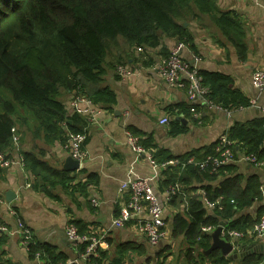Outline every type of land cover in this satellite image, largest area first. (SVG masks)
<instances>
[{
    "label": "trees",
    "instance_id": "16d2710c",
    "mask_svg": "<svg viewBox=\"0 0 264 264\" xmlns=\"http://www.w3.org/2000/svg\"><path fill=\"white\" fill-rule=\"evenodd\" d=\"M200 14L209 15L244 52L246 33L239 16L235 11L220 9L215 0H0V91L5 88L13 97V101L6 99L0 92V105L5 109L0 111V150L13 145V127L19 133L20 120L14 118L17 103L32 111L36 120L33 133L48 144L58 142L64 146L70 133H86L84 117L69 112L60 98L62 91L85 95L93 103L111 108L117 101L116 92L102 82L112 44L122 37L128 45L143 49L142 59L146 57V48L157 47L164 36L177 38L196 49L189 23H185ZM200 73L208 87L207 96L214 104L227 110L252 104L248 96L233 86L230 75L203 69ZM192 107V104H184L181 109L193 116ZM186 130V125L173 122L171 134ZM133 134L137 136L136 131ZM224 134L234 141L232 148L237 160L253 154L257 161L263 162L261 167L264 168V116L247 122L237 121ZM139 142L146 149L153 144L149 138H141ZM217 143L218 140L180 155L164 149L152 151L155 161L164 164L163 189L176 183L181 185L169 199L175 206L184 204V210L172 216L171 235L185 239V264H261L264 253L253 252L237 259L224 255L219 248L207 253L212 244V230L220 221L226 222L225 231L243 232L238 238L240 243L255 238L254 226L264 218L259 173L245 177L240 172H230L235 167L233 163L221 165L216 171L212 170L211 163L205 168L200 166L209 155L217 154ZM21 151L25 168L40 179L46 189L60 186L73 194L87 195V185L98 182L97 173H89L85 181L76 180L75 175L43 158L42 149ZM190 158L194 160L189 161ZM199 189L205 194L198 192ZM206 198L214 203L212 208ZM254 205L257 208L253 212L250 209ZM119 213L120 208L116 216ZM71 221L81 232L88 230L82 220ZM206 226L212 229L204 231ZM226 236L228 240L230 237ZM87 244L88 241L79 244V252H84ZM28 250L32 258L40 252L49 264L67 261V255L55 245L37 241L34 236ZM129 251L146 253L147 249L145 244L122 243L111 255L110 250L99 247L98 255L87 261L127 264ZM2 254L0 252V264H11ZM166 257L167 254L163 256Z\"/></svg>",
    "mask_w": 264,
    "mask_h": 264
},
{
    "label": "crops",
    "instance_id": "0c3cea01",
    "mask_svg": "<svg viewBox=\"0 0 264 264\" xmlns=\"http://www.w3.org/2000/svg\"><path fill=\"white\" fill-rule=\"evenodd\" d=\"M215 2L220 9L235 11L239 16L245 28L244 40L247 48L241 52L238 45L222 32L209 15L200 14L185 23L187 25L189 23V31L194 36L196 49H191L187 44L182 54L191 61L193 54L201 55L200 70L230 75L233 86L248 96L252 104L232 110L218 105L206 107L198 98L190 100L185 88L166 82L159 74L158 64L167 58L173 46L180 42L177 38L164 36L160 45L146 48V57L143 56L142 59L141 47L130 46L124 38L119 37L107 54L106 75L102 82L103 85L107 84L115 90L117 101L111 108L96 104L102 111L95 119H91L88 114H81L86 121V156L79 161L80 165L76 170L69 171L64 168L65 160L71 154L62 144L58 142L48 144L40 135L36 136L33 133L36 121L33 113L29 117H22L18 124L21 150L38 152L42 149L43 158L53 166L75 175L76 180L85 181L89 173H97L98 182L87 185V195L73 194L60 186L55 189L48 186L46 189L41 185L40 179L19 164L2 168L0 223L15 229L17 217L21 216L37 241L55 245L58 251L67 255V260L78 258L80 264H92L78 255L65 233L66 225L72 219H80L88 225V230L99 234L102 230L108 231L103 248L110 250L111 255L114 254L116 246L122 243L145 244L146 253L129 251L127 264H171L174 255L176 258L172 264H177L179 256L181 258L180 253L184 255L187 245L184 237L171 235V222L173 214L184 210V204L175 206L169 203L166 189H163L164 166H154L146 154L137 156L128 144V132L136 131L139 139L149 138L153 143L149 149L147 148L150 152L164 149L173 155H180L212 144L237 121L247 122L264 116L262 109L264 90L261 91L252 84L253 71L264 68V0L258 2L215 0ZM120 61L126 62L122 65H127L132 71L131 74L127 76L117 74L115 66ZM71 96L72 93L63 90L60 98L67 104L69 112L74 114L69 106ZM184 104L194 106L193 116H188L181 109ZM164 116L169 117V122L161 123ZM24 118L27 120H23ZM173 122L186 125L187 130L176 135L171 134ZM230 163L235 166L230 172H240L245 177L259 173L264 195L263 167L244 159ZM227 173L230 174L229 171ZM136 176H152L153 188L165 205L164 216L169 234L161 238L157 244H151L138 230L137 220L121 227L112 224L125 200L123 196L127 197V192L121 195L119 186L129 177ZM7 190L15 193L12 201L6 198ZM200 190L202 189L198 191ZM93 200H97L99 205H93ZM256 208L257 205H254L250 210L254 212ZM13 209L17 214L11 212ZM1 236L4 238L0 241L2 258L9 260L11 264H38L36 256L32 258L29 255V250L21 243L17 234L2 233ZM252 240L254 242L247 243L250 248H258L259 243L264 244V240L255 238ZM133 248L137 250L136 246ZM175 249H178V252ZM165 254L167 257L164 259ZM261 264H264V261Z\"/></svg>",
    "mask_w": 264,
    "mask_h": 264
},
{
    "label": "built area",
    "instance_id": "2783aa9c",
    "mask_svg": "<svg viewBox=\"0 0 264 264\" xmlns=\"http://www.w3.org/2000/svg\"><path fill=\"white\" fill-rule=\"evenodd\" d=\"M258 2L259 0H251ZM187 44L183 41L176 43L170 51V55L163 59L158 64V71L160 76L169 84L183 87L186 90L187 96L190 100L200 99L206 107H213L214 104L207 98L208 87L203 83V77L200 73L199 64L202 60L201 55L193 54V60H189L182 54L183 49ZM131 69L127 65H118L117 73L121 76H127L131 74ZM252 84L259 90H264V68H259L252 73ZM69 106L73 113L88 114L91 119H95L96 115L102 111L93 101L82 94L75 93L71 96ZM264 110V106L262 107ZM70 110V109H69ZM169 122V117L164 116L161 119V123ZM13 145L5 150H0V167L8 168L13 165L19 164L22 168H25V157L21 151L20 136L16 132V128H12ZM86 133H70L64 148L67 149L73 158L81 161L86 156L85 140ZM233 140L229 139L226 134H221L218 138L216 146V155H209L204 161L200 162V166L205 168L209 163L212 164V170L216 171L219 166L228 164L233 160H237L232 148ZM128 144L132 147L137 156L146 154L148 159L154 166L159 164L153 158L152 152L146 149L139 142V137L128 132ZM242 159L255 162L257 166H262V161H257L255 155H246ZM190 158L189 161H193ZM170 163H175L171 161ZM161 166V165H160ZM164 166V164H163ZM30 174V173H29ZM152 176H136L129 177L124 180L119 186V192L123 195L127 192V197L123 196L125 200L120 207L119 215L113 218L112 224L121 227L126 224L127 221L135 219L138 221V230L142 232L150 241L151 244H157L161 238L169 234L166 219L164 216L165 205L163 204L160 196L155 192L153 188ZM181 189V185L176 183L169 186L166 189L167 199H170L172 194H175ZM199 192V191H198ZM205 194L204 190H200ZM208 206L213 207L214 203L206 198ZM93 205H99L97 200H93ZM13 214H17V211L13 209ZM204 231L211 230V226L203 228ZM253 231L255 232V239L264 240V218L255 224ZM2 233L17 234L21 240V243L29 249V243L33 239V233L31 228L21 217H17V226L15 229L10 228L7 224L0 223V235ZM65 233L68 240L72 243L78 255L83 260H89L91 256L98 255V248L102 247L106 243V237L108 236L107 230L96 233L91 229L86 232H81L75 223L70 221L65 228ZM222 237L227 238L234 245H238V238L243 235V232L237 230L225 231L222 228ZM253 233V232H252ZM88 241L84 252H79V244ZM36 260L38 264H49L40 252H36ZM73 262H79L78 258L68 259L65 263L72 264ZM94 264L92 261H90Z\"/></svg>",
    "mask_w": 264,
    "mask_h": 264
},
{
    "label": "water",
    "instance_id": "95a60500",
    "mask_svg": "<svg viewBox=\"0 0 264 264\" xmlns=\"http://www.w3.org/2000/svg\"><path fill=\"white\" fill-rule=\"evenodd\" d=\"M183 122L185 120L183 119ZM80 165L79 160L74 159L71 155L67 156L65 160L64 168L69 171L76 170ZM6 198L9 201H12L15 198V193L12 190H7ZM226 224L225 221H220L219 225L214 229L212 232V244L210 248L207 250V253L210 252L214 248H219L224 255H228L231 258H241L246 254H250L256 251H264V244L259 243V247L257 248H250L247 246L248 242H254L251 238L246 239L240 242L237 246L234 245L231 241L223 238L221 236L222 228Z\"/></svg>",
    "mask_w": 264,
    "mask_h": 264
},
{
    "label": "rangeland",
    "instance_id": "374dc122",
    "mask_svg": "<svg viewBox=\"0 0 264 264\" xmlns=\"http://www.w3.org/2000/svg\"><path fill=\"white\" fill-rule=\"evenodd\" d=\"M0 92H1L3 97L13 101L12 94H11V92L9 90L3 88V89H1ZM4 110L5 109L0 105V111H4ZM31 115H32V111L31 110H29L28 108H26V107H24V106H22V105L17 103V113L14 115V118H16V120L19 121L22 117H29ZM175 251L178 252V249H175ZM180 255H181V258L179 256V258L177 260L178 261L177 264H179L180 262H183V260H184L183 259L184 255L182 256V253H180ZM173 257L175 259L176 255H174ZM174 259L172 260L171 264L173 263Z\"/></svg>",
    "mask_w": 264,
    "mask_h": 264
}]
</instances>
